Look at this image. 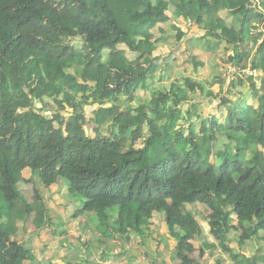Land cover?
I'll return each instance as SVG.
<instances>
[{"label":"trees","instance_id":"1","mask_svg":"<svg viewBox=\"0 0 264 264\" xmlns=\"http://www.w3.org/2000/svg\"><path fill=\"white\" fill-rule=\"evenodd\" d=\"M169 11L204 31L197 41L205 49L232 47L225 63L237 69L234 82L225 87L228 72L215 64L218 74L204 82L184 76L167 89L148 86L165 25L177 41L186 36ZM260 25L264 0H0V264H40L18 240V225L31 218L37 235L52 225L42 193L35 188L27 199L21 192L20 184L30 182L24 170L47 189L64 179L73 203L82 205L72 218L93 217L97 233L103 227V237H118L123 249L161 214L177 243L173 258L199 264L191 242L206 231L190 209L200 205L208 233L231 261L264 264V249L248 259L228 242L236 234L239 248L264 243ZM74 39L82 45L67 43ZM245 42L256 49L246 50ZM244 69L261 74L260 89ZM245 80L253 104L232 94ZM146 90L150 98L140 100L138 92ZM207 99L219 100L218 115L200 112ZM86 107H94L89 120Z\"/></svg>","mask_w":264,"mask_h":264},{"label":"rangeland","instance_id":"2","mask_svg":"<svg viewBox=\"0 0 264 264\" xmlns=\"http://www.w3.org/2000/svg\"><path fill=\"white\" fill-rule=\"evenodd\" d=\"M257 3V1H255ZM169 15L172 16V11L168 12ZM226 16V13L224 14ZM179 19L175 18L174 20ZM178 27L181 28L184 32H187L186 35H188L190 32H188L189 29L193 27H188V24L186 21H177L174 23ZM166 27H169L168 25H165ZM164 26V27H165ZM165 27V28H166ZM262 25L259 27V34L260 39L258 41V44L264 40V29H262ZM156 27L152 30L153 35H159V32ZM187 39V38H186ZM184 46L182 43H184ZM67 43H70L71 45H74L76 47H80L82 45V42L79 39L74 40H67ZM191 43V42H190ZM188 40L185 41V37L181 41L176 40V32L173 30H170L165 35V40L163 42L157 43L156 47L157 49L154 52V57H158L156 59V63L159 65L158 71L152 76L150 83L148 84L149 87L151 86H158L162 89H167L171 82L177 81L182 82V78L184 76L191 77L194 80L204 82L206 79H210L215 75V73L218 74V70L215 69V64L221 65L224 69L227 70L228 78H226L224 85L225 87L229 85L230 81L233 80L234 82V75H235V69L228 63H225L226 55L230 53L232 47H222V45L219 46L217 49H211L207 50L202 45H198L197 42V48L196 50L186 51L189 44ZM120 49H123L126 51V54L129 57H134L135 55L130 53L127 48L122 45L119 46ZM212 48V47H210ZM252 48V49H251ZM245 49L246 50H255L256 46H252L250 42H245ZM214 50V51H212ZM194 58L195 61H199L202 64V66H194L193 62L191 63V59ZM162 69L164 71H162ZM237 70V69H236ZM225 74V70L221 72V76ZM244 74L250 76L252 75L254 77V84L255 86L260 89L261 88V74L259 73H251L249 69H244ZM158 88V89H159ZM213 91L215 93H218L219 86L216 85L213 88ZM236 92H239L243 95L244 99L249 103L253 104L254 101L251 98V85L247 82V80L243 81V84L236 85V89L232 90V94H235ZM263 93V92H262ZM138 98L140 100H148L150 98L149 91H139L138 92ZM201 97V96H200ZM123 105L128 106L129 103L126 102L124 99ZM207 103L205 106H203L202 114L204 116L206 115H218L219 109H218V103L219 100H209L207 99ZM50 101L48 100L47 103ZM133 107H136V102L132 104ZM37 107H42V104L37 103ZM186 107V106H185ZM48 110V109H47ZM85 115L87 119L91 118V113L94 110V107L89 108L86 107L85 109ZM221 111H224L222 108ZM65 119L70 116L69 112H64ZM88 119V120H89ZM93 125L89 124L86 127L87 133L94 137V133L92 132ZM23 178L25 181H30L28 183H21L20 184V190L21 192L26 196L27 199H30L33 194V189H38L43 197L46 204V207L49 211L52 225H48V227L45 226L43 230H40L37 235L35 226L32 223V219L28 218L24 221V223H20L18 225L19 227V234L17 236L18 240L22 243H28V240L33 239V245H34V252L37 256V260L39 263L45 262V264L49 261L53 262H61L63 263L66 259H72V257L67 256L68 253L72 254L71 248H74L78 250L79 256L93 255L95 259L98 261V257L100 256L95 249H91L87 246V244L90 242L91 245H97L94 244V241L97 238V228H96V221L93 217H89L86 219V217H79V218H72V213L76 210H79V208L82 206L80 203H73L75 200L70 198L68 193H66V188L64 189L63 181L60 180L58 184L55 186H51L49 189L44 188L39 180V178L36 175H32L29 170H25L23 173ZM203 207H191V212L193 214H197L198 218L202 220V215H204L201 211ZM200 211V212H199ZM152 224L151 221L149 223ZM149 225V226H150ZM102 227V225H101ZM104 228L102 227L101 234L99 235L102 240H106V243L104 246H107V253L110 255L111 253H119L120 251H123V242H120L118 237L116 238H104L103 235ZM146 231H144L145 233ZM35 235V237H34ZM99 237V239H100ZM171 237L168 233L164 234V236H160V240H170ZM35 244L38 246L35 247ZM63 245L64 250H58V256L57 259H51L50 260V253L51 257L54 255V251L51 250L52 248H57V246ZM127 245L128 247H134L136 245L135 240L132 237L127 238ZM186 243L182 242L180 244L181 247H186ZM59 246V247H60ZM127 247V246H126ZM69 248V249H68ZM221 253L225 254L222 249ZM55 257V256H53ZM88 259L81 258L78 262V264H92L90 261H87ZM41 261V262H40ZM143 261L146 262L144 259ZM144 262V263H145ZM51 263V262H49ZM140 262V264H144ZM23 264H30L29 260H26L23 262Z\"/></svg>","mask_w":264,"mask_h":264},{"label":"crops","instance_id":"3","mask_svg":"<svg viewBox=\"0 0 264 264\" xmlns=\"http://www.w3.org/2000/svg\"><path fill=\"white\" fill-rule=\"evenodd\" d=\"M224 14H225L224 12L221 13L222 18L225 17ZM169 17L171 19V22H173V23L180 21V20L186 21L182 18L174 20L175 18L172 19L171 15H169ZM188 27H193V28L189 29L188 32H190V33L185 36V41L188 40L189 43L191 42L186 51L199 49V48H197V44L200 45L201 42L200 41L198 42L197 39L204 34V31H202V30L200 31L197 28V26H195V25H188ZM167 29H169V27H167ZM184 33L186 34L187 32H184ZM196 42H197V44H196ZM184 44H185V42L182 43L183 46H184ZM156 45L157 44H155V48L157 49ZM219 46L213 47L211 49H216V48L218 49ZM202 47H203V45H202ZM212 51H214V50H212ZM162 71H164V70L162 69ZM24 171H23V173H24ZM60 180L63 181L62 185L64 186V189L66 188V193H67L68 184L64 179H59L56 184H58L60 182ZM56 184L52 185V187L55 186ZM79 203L81 205V202H79ZM196 207H198V206H196ZM199 207H202V206L199 205ZM201 211L203 214L205 213L204 215H202L203 221H201L198 218L197 214H194V215H195L196 219L199 221V223L201 225H203V227L206 231L205 232L206 235H205V238H203L201 240H196V241L191 242V244L194 248V253L192 255V258L197 260L199 262V264H217L218 261H221L220 264H235L233 261H231L226 256V254L221 253V248L218 247L217 242L208 233V230H207L208 226L204 220V217L208 213L204 207L201 209ZM151 223L152 224L148 227V229L146 230V232L144 233V235L142 237H135V236L132 237L136 242V245L133 248L128 247V245H126L127 247L125 249H131L133 251L132 254L126 253L125 249H123V251H120L119 253H111L109 255L107 253V251H108L107 246H104L102 243L99 242L100 236L97 233V235H98L97 238L94 241H92V242H94V244H97V245L96 246L91 245V243H90V244H88V247L90 248V250L95 249L96 252L100 255L98 257V261L95 259V257L93 255H90L89 253H88L87 257H86V255L81 257V256H79L78 250L71 248V250L73 252H72V254H70L71 252L68 253L67 256L71 255L70 257H72V259H70V260L66 259L63 261V263L57 262V261L56 262L49 261V262H51L53 264H78L79 260L81 258H84V259H88L87 261H90L92 264H129V262H132V264H140V262H142V263L145 262V261H143L144 259L146 260V262L144 264H180V262L177 259L173 258V253H172L174 251V249H176V246H177L176 241L173 238H171L170 240H164V241L160 240V236H164V234L168 233L166 225H165L164 220H163V216L161 214H154L153 218L151 220ZM233 224L234 225L237 224V220L234 217H233ZM45 226L47 227V225H45ZM34 237H35V235H34ZM235 238H236V234H233V236L229 237V239H228L229 240L228 241L229 242V248L234 254L242 253L243 255H245V257H247L249 259V257H255L256 256V252L258 249H264V243H262L260 241H256V240H250V241H248L247 246H243L242 248H239L240 246L237 244ZM204 243L206 245H204ZM26 244L30 245L34 249L33 239L28 240V243H26ZM36 246H38V245L35 244V247ZM59 246H57V248L51 249L54 251L53 256H55V257H53V256L51 257V253H50V255H49L50 260L51 259H57L59 249L64 250L63 248H67V247H64L63 245H61L60 247ZM182 248H184V247H182ZM104 249H105V254L102 255V253L104 252ZM199 249H202V251H203L202 258H199ZM33 252H34V250H33ZM34 255H35V258L37 260V256H36L35 252H34ZM49 262H47L46 264H48ZM40 264H45V262L42 261V263H40Z\"/></svg>","mask_w":264,"mask_h":264},{"label":"built area","instance_id":"4","mask_svg":"<svg viewBox=\"0 0 264 264\" xmlns=\"http://www.w3.org/2000/svg\"><path fill=\"white\" fill-rule=\"evenodd\" d=\"M235 71H236V69H235ZM252 73V72H251ZM246 75V74H245ZM253 75V74H252Z\"/></svg>","mask_w":264,"mask_h":264}]
</instances>
